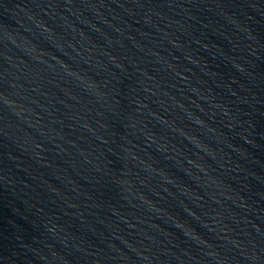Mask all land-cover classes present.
<instances>
[{"label": "water", "instance_id": "obj_1", "mask_svg": "<svg viewBox=\"0 0 264 264\" xmlns=\"http://www.w3.org/2000/svg\"><path fill=\"white\" fill-rule=\"evenodd\" d=\"M0 264H264V0H0Z\"/></svg>", "mask_w": 264, "mask_h": 264}]
</instances>
